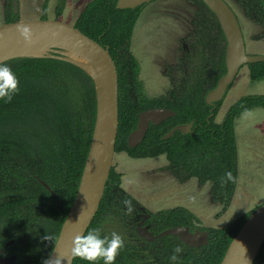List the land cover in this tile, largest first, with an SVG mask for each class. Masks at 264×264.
I'll use <instances>...</instances> for the list:
<instances>
[{"label":"trees","instance_id":"trees-1","mask_svg":"<svg viewBox=\"0 0 264 264\" xmlns=\"http://www.w3.org/2000/svg\"><path fill=\"white\" fill-rule=\"evenodd\" d=\"M8 1L4 23L18 21L13 3L16 0ZM116 1L91 0L73 24L82 34L106 47L116 67L118 129L114 153L132 159L164 156L171 176L180 183L188 179H195L200 185L209 183L211 201L226 210L238 179L234 121L249 110H264V95L240 98L228 108L221 123L215 122L222 102L212 110L205 103V96L225 73V39L214 15L200 0H185L197 8L195 32L199 34V30L204 32L208 28L215 36L203 33L207 40L200 47L202 55L207 56H201L203 64L193 79L177 76L170 81L166 93L147 97L139 80V64L129 51L145 4L117 9ZM242 1L257 14H264V0ZM65 2L58 0L56 18L62 15ZM214 37L216 44L209 42L208 46V40ZM2 64L16 75L19 91L10 102L0 100V257L15 255L14 264H43L75 198L86 161L97 110L95 84L84 70L58 58L18 57ZM246 67L251 82L264 80V63ZM153 108L171 110L175 116L159 125L149 124L141 143L129 148L126 140L136 128L138 114ZM189 123L191 133L183 135L177 131L171 138L162 139L175 126ZM225 173H230L231 178ZM40 181L56 195L60 206ZM137 208L131 196L122 190L120 174L112 168L97 213L85 234L98 229L102 237L110 238L104 223L110 217L116 220L123 247L114 264H220L228 245L257 207L229 226L217 229L196 226L197 218L181 207L150 215L147 225L154 235L181 226L190 231H207L208 244L201 248L187 247L170 236L146 242L135 232ZM10 241L11 246H7ZM176 247L181 251L175 261H170ZM72 264L88 262L74 256ZM253 264H264V242Z\"/></svg>","mask_w":264,"mask_h":264},{"label":"rangeland","instance_id":"rangeland-1","mask_svg":"<svg viewBox=\"0 0 264 264\" xmlns=\"http://www.w3.org/2000/svg\"><path fill=\"white\" fill-rule=\"evenodd\" d=\"M64 10L58 18L55 8L58 0H16L18 20H60L73 25L83 7L91 0H65ZM233 10L243 35L248 55L264 56V14L260 15L242 0H224ZM9 1L0 0V26L4 24V11ZM196 6L185 0H156L146 3L135 24L129 43V51L139 64V80L144 94L149 98L168 91L171 80L183 76L193 79L207 55H202L201 43L207 40V32H195ZM212 36H215L212 34ZM215 37L207 45L216 44ZM203 56L204 58H201ZM216 56V55H215ZM209 69V67H208ZM264 95V80L251 82L246 66L240 68L227 90L215 117L221 123L228 108L245 96ZM237 148L238 179L229 207H223L210 199L209 183L198 184L195 179L178 182L166 167L164 156L132 159L123 153H115L112 168L121 177L122 190L137 204L134 225L140 215L155 214L173 208H184L196 218L200 228H224L243 214L264 203V110L252 109L239 115L234 121ZM149 218L142 226L147 225ZM104 230L120 233L116 220L108 218ZM123 236V235H121ZM11 246V245H9Z\"/></svg>","mask_w":264,"mask_h":264},{"label":"water","instance_id":"water-1","mask_svg":"<svg viewBox=\"0 0 264 264\" xmlns=\"http://www.w3.org/2000/svg\"><path fill=\"white\" fill-rule=\"evenodd\" d=\"M151 0H117V9H132ZM214 15L225 39L224 64L225 73L218 79L215 87L205 96V103L214 109V105L223 100L228 88L232 85L241 67L264 63V56H250L245 51L243 35L239 22L233 10L224 0H200ZM14 13H16V1ZM26 24L30 27L33 36H51L69 40L75 44L91 61L99 75L103 92L101 103L96 90L97 110L94 129L86 161L81 173L75 198L61 225L58 237L48 257L65 258V264H72L74 255L72 247L77 235H84L97 213L104 194L106 182L112 169L114 147L118 129V85L115 64L106 47L82 34L73 25L60 20H28L4 23L0 26V63L4 55L15 43L21 41L16 26ZM54 58V57H52ZM83 70V69H82ZM175 113L168 109L153 108L138 114V121L134 131L126 140L129 148H135L143 140L149 124L159 125L163 121L174 117ZM211 117V116H209ZM192 123L178 125L172 128L163 140L172 137L174 132L183 135L191 133ZM41 185L58 203L56 195L48 186L40 181ZM60 206V204L58 203ZM141 220L136 224V234L146 242H152L164 237H173L190 248H201L208 244V232L195 229L190 231L186 226L173 227L154 235L150 226H142L149 214L140 215ZM264 242V203L258 206L246 219L235 237L227 247L220 264H253ZM12 241L7 243L11 245ZM16 256L0 257V264H14Z\"/></svg>","mask_w":264,"mask_h":264},{"label":"clouds","instance_id":"clouds-1","mask_svg":"<svg viewBox=\"0 0 264 264\" xmlns=\"http://www.w3.org/2000/svg\"><path fill=\"white\" fill-rule=\"evenodd\" d=\"M19 37L25 44L32 42V31L26 24L16 26ZM19 91L18 80L11 68L0 63V100L7 103L13 98V95ZM227 178H231L230 173H225ZM128 211H131V205H128ZM123 247L122 237L116 233H111V237H102L98 229H91L84 235H77L73 241L72 254L88 264H96L97 261H103V264H114L119 250ZM181 249L176 247L170 261L177 259V254ZM43 264H65V258L55 257L46 259Z\"/></svg>","mask_w":264,"mask_h":264},{"label":"bare ground","instance_id":"bare-ground-1","mask_svg":"<svg viewBox=\"0 0 264 264\" xmlns=\"http://www.w3.org/2000/svg\"><path fill=\"white\" fill-rule=\"evenodd\" d=\"M18 57H54L78 66L95 79L99 104L101 103L103 88L97 71L90 59L69 40L44 35L33 36L30 44H25L22 40L15 43L3 58Z\"/></svg>","mask_w":264,"mask_h":264},{"label":"flooded vegetation","instance_id":"flooded-vegetation-1","mask_svg":"<svg viewBox=\"0 0 264 264\" xmlns=\"http://www.w3.org/2000/svg\"><path fill=\"white\" fill-rule=\"evenodd\" d=\"M141 218V217H140ZM141 220V219H140ZM145 226H147V225H145ZM136 227V226H135ZM7 245V244H6Z\"/></svg>","mask_w":264,"mask_h":264}]
</instances>
